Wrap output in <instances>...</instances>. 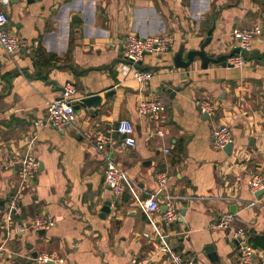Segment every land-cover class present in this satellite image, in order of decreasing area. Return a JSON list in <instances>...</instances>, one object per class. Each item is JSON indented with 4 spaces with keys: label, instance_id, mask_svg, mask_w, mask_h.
Wrapping results in <instances>:
<instances>
[{
    "label": "crops",
    "instance_id": "1",
    "mask_svg": "<svg viewBox=\"0 0 264 264\" xmlns=\"http://www.w3.org/2000/svg\"><path fill=\"white\" fill-rule=\"evenodd\" d=\"M0 11L8 18L7 32L20 40L13 56L0 46V162L22 157L30 148L40 170L20 191L17 222L48 216L54 223L41 230L42 236L27 233L8 241L0 264H37L33 255L42 252L61 259L53 264H129L132 259L169 264L155 253L163 242L194 264H238L232 231L264 236V194L256 197L248 187L253 175L264 179V0H9ZM252 25L261 34L248 52L255 57L245 66L202 69L195 59L188 69L174 67L181 47L184 56L199 50L209 33L208 55L230 54L232 32ZM127 34L173 38L167 52L146 54L140 62V69L152 72L149 83L119 72ZM37 48L58 57L54 68L37 70ZM39 72L47 79L38 78ZM48 80L76 87L77 101L81 91L114 94L94 118L80 109L63 131L35 129L47 102L62 94ZM152 98L164 104L156 119L137 112L140 101ZM203 102L212 106L211 115L199 111ZM122 120L134 127L133 147L122 146L124 137L116 132ZM222 125L233 135L229 156L213 143L212 130ZM98 134L108 139L102 152L94 147ZM106 157L133 184L117 198L103 184ZM161 172L167 175L162 192L156 181ZM19 180L17 169L0 168V212ZM153 194L159 207L147 214L141 205ZM166 196L178 210L168 224L160 221ZM112 198L111 213L101 219L103 203ZM225 215L233 217L230 228L213 229ZM254 251L252 264H263L264 251Z\"/></svg>",
    "mask_w": 264,
    "mask_h": 264
},
{
    "label": "built area",
    "instance_id": "2",
    "mask_svg": "<svg viewBox=\"0 0 264 264\" xmlns=\"http://www.w3.org/2000/svg\"><path fill=\"white\" fill-rule=\"evenodd\" d=\"M36 1V0H33ZM9 4V0H0V5L5 6ZM8 18L4 12L0 11V46L2 50L9 56H13L19 52L20 40L14 35L7 32L6 27ZM261 34V28L258 25H252L249 28L235 29L232 32V39L234 48L239 50L238 54H234L228 59V63L233 68H241L247 64V61L240 54L241 51L249 52L253 40ZM173 43L171 35L139 37L135 34H127L122 40L121 47V62L119 64V72L124 77H130L137 83H149L152 72L142 70L139 68V63L146 54L158 55L167 52ZM78 94L76 87L71 84L64 86V92L60 99L56 101L47 102L46 115L44 120L34 122L35 129L48 127L55 131H63L68 127L75 118L74 104L77 102L75 96ZM201 113L211 115L213 112L212 106L208 102L199 104ZM164 111V104L160 99L152 98L145 99L138 103L137 112L142 116L152 117L156 119ZM264 133V125L262 127ZM116 132L124 136L122 146L133 147L135 140L132 137L134 132L133 125L126 120L118 123ZM162 134V131H159ZM212 137L214 147L218 150L225 149L233 142V135L228 126L222 125L212 130ZM35 140L33 137L32 142ZM108 143V139L102 134H98L94 147L97 151L102 152ZM167 153L168 150H165ZM0 168L4 170L17 169L20 180L18 191L13 196L9 197L4 213V218L0 221V228L3 230V239L0 242V262L5 257V244L8 241L20 240L27 233H35L36 231L50 229L54 223L48 216H38L28 224L17 222V219L22 217V208L19 203L20 191L29 186L35 178L39 164L37 160L31 155L30 148L19 158H7L0 162ZM156 181L158 183L159 191H164L167 183V175L164 172L157 174ZM103 184L110 189L114 198L120 196L127 187L133 184L129 181L124 170L119 167L113 160L108 157L105 158V166L103 171ZM251 193H257L264 190V179L261 175H253L248 183ZM158 196L150 195L142 203V208L147 214L154 213L158 210ZM256 202L249 206H254ZM165 212L161 214L160 221L168 224L174 221L178 215V210L173 203V198L166 196L164 198ZM233 220L232 215H225L217 219L213 223L212 228L216 230H227L230 228ZM232 240H238L237 245V263L238 264H252L255 260V251L248 244L247 233L243 229H236L232 231ZM156 254L167 257L169 264H194L193 260L186 258L174 251L166 242L160 244L157 248ZM261 263L264 264V255L260 256ZM34 261L37 264H49L61 262V259L54 253H38ZM129 264H148L147 259H132Z\"/></svg>",
    "mask_w": 264,
    "mask_h": 264
},
{
    "label": "water",
    "instance_id": "3",
    "mask_svg": "<svg viewBox=\"0 0 264 264\" xmlns=\"http://www.w3.org/2000/svg\"><path fill=\"white\" fill-rule=\"evenodd\" d=\"M210 34L211 33L208 34V37L202 43L199 50L188 51L186 55L184 56L183 54L184 50H183V47H181L177 51V53L174 55V58H173L174 67L177 69H188L189 66H191L194 63L195 59H199L202 69H206L208 65L210 64H220L221 67L223 68L224 67L230 68L231 65L227 63V60L234 54H238L239 50L234 49L228 55H218L215 57L213 55L212 56L208 55V53L205 51V48L210 44V41H211ZM240 54L243 56V58L246 61H251L255 57V54H252L251 56H249L248 53L245 51H241ZM68 70H72V69L69 68ZM46 84L48 86L50 85L53 86L54 92H61V93L64 92L63 86L57 85L56 81L54 80H48ZM113 94H114V91L111 89H107L106 91H95V92H88V93H86L85 91H81L80 92L81 98L77 101L76 105L74 106V109L76 113H78L80 109L86 110L88 115L91 118H94L95 116L98 115V109L102 108L107 102V100L109 99V97H111ZM199 111L201 112V109H199ZM117 125L118 123L115 124V128H117ZM232 150H233V142L229 144L225 149H223V152L225 153L226 156H229ZM108 190L110 191V189ZM263 194H264V190H260L255 195L256 197H260ZM114 202H115V199L112 198V200H108L103 203L100 209V214H99V217L101 219H104L106 215H109L111 213V207ZM1 204L2 203H0V205ZM161 210H162V213L165 212L164 205L161 207ZM179 214L180 216H182L184 214V210H181ZM35 233L39 236H42L45 234V231H36ZM232 245L237 246L238 240H233ZM208 248L210 247H207L206 249H204L206 254L209 253ZM210 250L212 249L210 248ZM36 256H37V253H34L33 258H35ZM49 264H53V263H49Z\"/></svg>",
    "mask_w": 264,
    "mask_h": 264
},
{
    "label": "trees",
    "instance_id": "4",
    "mask_svg": "<svg viewBox=\"0 0 264 264\" xmlns=\"http://www.w3.org/2000/svg\"><path fill=\"white\" fill-rule=\"evenodd\" d=\"M34 55L36 57L34 64L37 67L38 71H40L41 68L45 70L54 68L55 64L58 63L59 61L58 57H56L55 55L43 53L41 51V48H37V50L34 52ZM38 74H39L38 78H42L44 80L47 79V76L40 75V72ZM247 236H248V244L253 249H259L264 251V236H254L250 234H247Z\"/></svg>",
    "mask_w": 264,
    "mask_h": 264
},
{
    "label": "rangeland",
    "instance_id": "5",
    "mask_svg": "<svg viewBox=\"0 0 264 264\" xmlns=\"http://www.w3.org/2000/svg\"><path fill=\"white\" fill-rule=\"evenodd\" d=\"M4 213L3 212H0V221L4 218Z\"/></svg>",
    "mask_w": 264,
    "mask_h": 264
}]
</instances>
